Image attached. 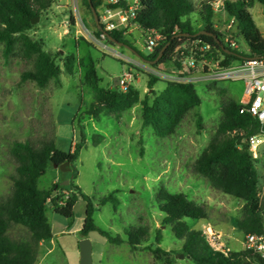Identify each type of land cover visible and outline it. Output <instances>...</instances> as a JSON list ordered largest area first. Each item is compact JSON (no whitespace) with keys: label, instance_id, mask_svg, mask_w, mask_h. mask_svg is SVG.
I'll use <instances>...</instances> for the list:
<instances>
[{"label":"rangeland","instance_id":"obj_1","mask_svg":"<svg viewBox=\"0 0 264 264\" xmlns=\"http://www.w3.org/2000/svg\"><path fill=\"white\" fill-rule=\"evenodd\" d=\"M191 1L201 8L207 0ZM101 10L100 6V15ZM250 12L264 34V6L255 2ZM215 14L214 23L218 28L228 23L235 31L236 25L228 21L224 11ZM190 19L196 29L201 26L196 14ZM97 29L93 14L83 0H56L38 17L27 34L40 41L62 69L60 77L52 79L45 87L31 81L22 82L21 74L32 65L19 51L8 60L4 59L0 45V198L12 191L11 177L16 174L17 166L10 154L14 141H30L36 147L52 142L58 149L69 152L84 138L79 157L68 166L69 170L61 171L50 164L39 180V187L49 189L59 184L55 195L65 202L77 194L70 187L72 181L93 203L97 228L125 241L126 230L139 227L148 230L146 240L136 250L127 243L114 245L98 231L90 232L86 238L93 245V264H194L182 251L183 242L163 224L165 215L156 201L161 187L173 194L183 193L206 208V220L185 219L191 229L203 233L207 227H212L219 237L217 248L244 251L245 234L237 229L235 220L244 217L245 203L214 189L194 172L196 160L219 127L223 104L231 99L241 102L244 82L225 80L198 84L201 106L191 110L175 134L166 138L158 137L152 128L143 126L140 104L118 115L101 113L95 118L88 110L95 103L96 94L85 82L91 61L97 67L101 86L106 89L113 88L116 77L132 73V85L140 91L141 98L147 93L152 98L148 81L150 69H153L150 63L142 60L151 53L146 49L145 34L137 24L124 33V46L98 42ZM232 40L237 42L240 52L249 54L242 39ZM185 46L191 47L190 43ZM70 55L75 57L72 74L64 68L65 59ZM160 68L165 70L166 66ZM165 87V80H161L153 90L160 93ZM198 115L203 118L201 130L197 127ZM259 159L256 165L264 209V143L259 147ZM67 180L69 184L63 185ZM111 193H116L119 205H101L100 200ZM86 210L87 202L78 197L73 217L65 218L55 212L52 202H48L46 216L53 238L40 244L36 264L80 263L79 244L84 238L80 231L84 227ZM159 233L161 242L158 244L156 236ZM8 234L16 240L29 237L22 226L12 227ZM156 247L166 252L161 260L150 250ZM180 254L185 257L180 258Z\"/></svg>","mask_w":264,"mask_h":264},{"label":"trees","instance_id":"obj_2","mask_svg":"<svg viewBox=\"0 0 264 264\" xmlns=\"http://www.w3.org/2000/svg\"><path fill=\"white\" fill-rule=\"evenodd\" d=\"M56 0H0V45L3 46V58L8 60L16 51L23 59L30 62L32 68L21 74L22 82H34L39 87H45L52 79H58L62 69L57 65L55 57L43 49V44L28 36L32 21L49 10ZM105 0H91L100 17L99 8ZM141 10L135 23L142 31L155 30L162 36V41L146 60L157 59L162 48L170 43L163 57L153 65L158 68L169 64L175 50L183 44L201 41L212 46L215 56H224V65L242 62L250 58L264 59V35L258 28L250 9L255 2L264 6V0H224V13L228 21L236 25L235 31L217 28L214 23L216 14L209 0L198 8L191 0H138ZM91 11L89 1L83 0ZM92 13V11H91ZM196 14L201 26L196 29L190 17ZM73 20V18H71ZM226 23L224 26H228ZM215 34L229 53L223 52L215 40L200 32ZM116 42L126 43L121 31L109 32ZM99 37L101 31L97 29ZM242 39L249 54L233 49L225 39ZM111 44L112 41L108 40ZM75 57L70 55L65 59L64 68L68 74L74 71ZM161 81L160 78L149 75L148 88L150 94L141 98L140 91L130 85L126 92L113 86L106 89L101 86L97 67L91 61L85 74L86 84L96 94V101L91 105L88 114L98 118L101 113L121 114L137 105L142 107V124L150 127L160 138L175 134L185 116L202 104L196 85L166 82V87L160 93L153 88ZM241 105L234 100L226 101L222 106V119L209 145L196 160L194 172L204 177L214 189L242 200L244 217L235 220V226L243 234L264 232V209L259 190L258 159H254L247 139L264 131L258 119L249 113H240ZM203 118L197 116V127L201 130ZM237 131V134L234 132ZM241 133H243L241 135ZM83 138V137H82ZM84 138L82 139V142ZM81 142V143H82ZM81 143L69 152L58 149L54 143L47 142L36 147L30 141L13 142L10 149L15 159L16 174L11 177L12 191L0 198V264H36L40 244L53 238L52 228L46 216L48 202H52L55 212L65 218L73 217L74 204L78 197L87 202L86 219L82 237H87L92 231H98L114 245L127 243L136 250L148 236L144 227L126 230L127 241L120 236H113L97 228L93 220L94 205L81 190L70 182V187L77 194L70 196L65 202L61 196L55 195L59 184L49 189H41L39 180L48 166L62 165L70 162L72 165L78 159L82 149ZM75 175V174H74ZM156 201L164 213L163 224L170 227L175 238L183 242L182 251L190 256L194 264H251L246 261L247 251L227 252L214 250L202 231L191 229L185 219L206 220L208 212L202 205L190 200L183 193H170L161 187ZM112 203L119 205L116 193H111L100 200L101 205ZM14 226H22L29 232V237L16 240L9 236L8 231ZM156 241L161 242L160 233ZM156 259L166 255L160 247L151 249Z\"/></svg>","mask_w":264,"mask_h":264},{"label":"built area","instance_id":"obj_3","mask_svg":"<svg viewBox=\"0 0 264 264\" xmlns=\"http://www.w3.org/2000/svg\"><path fill=\"white\" fill-rule=\"evenodd\" d=\"M213 11H224V1L209 0ZM248 1V0H245ZM100 23L103 31L98 42L108 41L107 34L112 31L126 30L133 24L136 25L141 6L138 0H105L101 5ZM218 28V26H216ZM231 29L225 26L223 30ZM146 38V49L153 53L162 41V36L155 30L143 31ZM225 41L233 48L239 49L236 41L227 37ZM191 47L185 44L178 47L169 64H163L166 69L153 68L150 74L167 82L181 84H211L218 81H243L245 85L244 96L240 102V113H249L263 125L264 124V59L250 58L242 62H233L227 66L223 64L224 56H215L212 46L201 41L190 43ZM106 48V45H103ZM133 75L126 72L119 80V88L126 92L132 85ZM237 134V131L234 132ZM243 133H241L242 135ZM250 152L254 159L259 158V147L264 143V131L247 139ZM211 247L224 254L231 250L219 244L218 235L212 227H207L203 232ZM244 251L250 255L246 258L251 264H264V232L249 233L245 235Z\"/></svg>","mask_w":264,"mask_h":264},{"label":"water","instance_id":"obj_4","mask_svg":"<svg viewBox=\"0 0 264 264\" xmlns=\"http://www.w3.org/2000/svg\"><path fill=\"white\" fill-rule=\"evenodd\" d=\"M88 1H89V5H90V8H91L94 20H95V24H96V26L98 27V29L100 31H103V29L101 27L100 17L98 15V12H97L95 6L93 5V3L91 2V0H88ZM37 20H38V18L34 19L32 21V24H34ZM199 34L207 35V36L212 37L215 40L216 44L220 47V49L223 52L229 53L228 49L222 44V42L218 39V37L215 34L210 33V32H205V31L200 32ZM107 37L114 44H118V45L124 46V43L114 41L111 38L110 34H107ZM169 46H170V43L166 44L165 47L161 49V51H160V53H159V55H158V57H157V59L155 61L149 62L146 59H142V60L145 61V62L150 63L151 65H153L154 63L158 62L163 57V55L165 54V52H166V50L168 49ZM119 80H120V77H116L114 79V85L117 86V87L119 86ZM70 165H71L70 162H66V163H64V164H62L60 166H58L56 164H54L53 166L55 168L60 169L61 171H68L69 170L68 166H70ZM68 184H69L68 180L63 183V185H68ZM79 249H80V263L79 264H93V258H92L93 245H92L91 240L86 238V237L83 238L81 240L80 244H79ZM179 256H180V258L185 257V255H183V254H180ZM187 257L190 258V256H187Z\"/></svg>","mask_w":264,"mask_h":264},{"label":"crops","instance_id":"obj_5","mask_svg":"<svg viewBox=\"0 0 264 264\" xmlns=\"http://www.w3.org/2000/svg\"><path fill=\"white\" fill-rule=\"evenodd\" d=\"M261 31V30H260ZM263 34V33H262ZM264 35V34H263ZM42 244V243H41Z\"/></svg>","mask_w":264,"mask_h":264}]
</instances>
